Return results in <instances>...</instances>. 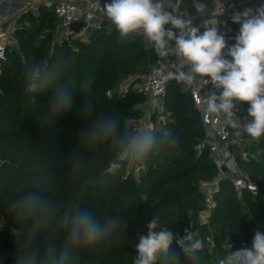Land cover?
<instances>
[{"label":"trees","instance_id":"trees-1","mask_svg":"<svg viewBox=\"0 0 264 264\" xmlns=\"http://www.w3.org/2000/svg\"><path fill=\"white\" fill-rule=\"evenodd\" d=\"M49 14V11L42 10L39 18L30 17V28L18 32L23 55L10 54L1 64L0 155L19 161V168H15L13 162H5L0 168V207H7L18 192L31 188L40 189L61 204L79 200L86 207H91L92 204L102 205V199L106 196L102 192L104 188L106 193L113 189L101 218L109 215L122 217L124 222L112 235L123 238L119 242H112L120 248H113L106 253L103 249L109 245L112 235L103 244L92 247V251H101L98 260L114 257L113 264H133L139 236L147 235L148 231L147 227L136 225H147L153 216L159 218L161 227L165 226L174 235L183 236L185 229L189 228L198 233L205 243V227L199 225L197 220V212L202 208L204 197L198 190L197 182L216 176V169L207 152L201 156L196 154L195 147L203 136V130L189 95L176 81L172 80L169 84L166 106L171 119L165 129L179 137V144L175 147L164 146L144 160L147 168L138 183L126 187L127 181H117L114 175L102 174V169L117 152L109 143L99 146L79 143L80 134L90 127L80 109L87 106L92 109V116L110 112L119 116L123 100L121 97L106 96V90L129 74L145 72L148 66L143 61L154 60L152 69L159 57L153 49L143 46L141 38L121 40L115 28L110 32L103 30L96 33L88 43H78L77 50L67 43L51 42V30L44 32L38 39L46 23L49 29L53 28L52 22L46 20ZM232 16L220 19V33L225 35L229 46L235 43L234 38L240 28L234 30ZM56 60H62L64 64L61 83L74 85L76 91L73 92L72 109L51 123H46L51 93L36 97L28 91L24 64L34 61L51 63ZM88 78L93 81L91 89L81 88V82ZM142 96L135 92L129 94V98L136 101L141 100ZM241 104L249 105L247 102ZM132 115H136V112L133 111ZM246 137L249 136L246 134ZM250 139L252 150L258 151L260 158L249 152L252 157L241 159L240 166L260 186L258 195L252 197L246 194L239 201L227 181H220L214 194L215 207L211 219L219 215L222 220L235 223L232 228L236 232L227 238L232 251L244 247L250 249L256 233L248 228V223L239 214L240 209L245 208L252 217H260V232L264 234V135L258 140ZM73 152L85 160V165L75 171L72 170ZM18 169H28L30 173L23 174ZM100 209L99 206L94 211L98 216ZM6 213L10 215L8 210ZM222 226H227L226 222ZM62 237L63 234L60 241ZM204 245L202 255L203 260H206L209 248ZM88 250H84L81 255L82 263L90 259L84 256ZM16 251L17 248L8 238H0V264L14 261ZM107 253L111 256H106ZM182 264L189 262L182 261Z\"/></svg>","mask_w":264,"mask_h":264},{"label":"clouds","instance_id":"clouds-1","mask_svg":"<svg viewBox=\"0 0 264 264\" xmlns=\"http://www.w3.org/2000/svg\"><path fill=\"white\" fill-rule=\"evenodd\" d=\"M17 3L0 0V14L12 12ZM102 9L121 40L141 33L152 43L157 57L169 60L168 79L197 92L211 84L204 101L209 114H224L227 123L235 126L234 110L247 102L250 120L244 131L255 140L264 135V4L233 14L232 21L240 28L231 46L217 27L219 20L210 23L203 19L196 25V17L178 14L172 0H110ZM202 11L197 8L201 17ZM63 71L62 60L24 64L28 91L36 97L51 93L46 123L73 107L76 88L61 83ZM92 83L88 78L81 82V88L91 89ZM80 111L90 127L80 134L79 143H109L124 161H144L164 146L179 144V137L171 130L123 127L117 114L92 116L87 106ZM84 165V158L73 152L72 170ZM7 210L17 244L13 264H80L84 250L109 240L124 222L119 215L102 219L79 200L61 204L38 188L18 192L8 202ZM146 227L147 235L139 236L133 264H203L205 245L198 233L186 228L183 236L174 235L160 226L156 216ZM57 233H63L62 241L57 240ZM226 246L231 250V245ZM217 264H264V234L256 231L250 249L230 251Z\"/></svg>","mask_w":264,"mask_h":264},{"label":"built area","instance_id":"built-area-1","mask_svg":"<svg viewBox=\"0 0 264 264\" xmlns=\"http://www.w3.org/2000/svg\"><path fill=\"white\" fill-rule=\"evenodd\" d=\"M107 2L110 0H18L12 12L0 14V66L10 54L23 55L18 32L29 26L25 19L26 15L39 18L42 9L52 12L58 20V24L53 30L55 42L67 43L73 50H77L78 43H88L96 33L103 30L110 32L114 29L102 9ZM261 4H264V0H207L206 3L196 1L193 14L196 17L194 23L200 25L203 19L214 23L220 21L223 16L243 12L246 8L255 10ZM198 7L203 9L201 13L203 17L197 13ZM176 10L178 14L184 16L180 7H176ZM186 16L188 15L186 14ZM79 22L82 25L78 31L73 30L72 24ZM217 27L220 31V23ZM203 30L201 28V31ZM137 38L148 41L141 33H136L128 39ZM169 68V60L159 58L156 66L150 69L141 80H137L133 84H125L117 89L120 97L131 91L145 95L146 102L140 108L138 107L142 110L143 115L137 118V128L165 129L167 122L170 121L171 114L166 106V94L172 81L167 78ZM181 86L182 90L189 95L193 107L198 112L203 130V136L195 147L196 154L201 156L207 152L216 169L215 180L207 184L204 191L206 208L211 211L214 209V194L219 188L220 181H227L231 184L239 201H242L246 194L252 197L257 196L259 193L257 182L252 180L240 166V160L248 156V152L243 148L247 138L244 125L250 120L247 117L249 105H238V108L234 110L236 115L232 118L235 125L233 126L227 123V117L224 114H209L205 110V93L212 90L211 84L205 85L199 92L183 84ZM110 93L107 91L108 95ZM119 158L123 161L121 157ZM131 169L134 174L138 175L145 169V164L139 162ZM6 229L10 234L13 227H9L7 221L0 216V233ZM207 240L211 241V238L207 237ZM209 246L211 249L214 248L213 241Z\"/></svg>","mask_w":264,"mask_h":264},{"label":"rangeland","instance_id":"rangeland-1","mask_svg":"<svg viewBox=\"0 0 264 264\" xmlns=\"http://www.w3.org/2000/svg\"><path fill=\"white\" fill-rule=\"evenodd\" d=\"M196 1H201L206 3L207 0H177L175 6L176 7H180L181 10H183L184 16H186V14L188 16H193V14L195 13V6H196ZM51 15L49 14L47 16V22L51 21L52 22V29L51 30L52 34H51V42L55 41V33L53 32V30L56 28L57 24H58V20L56 19V17L54 16V14L52 12H50ZM222 18H225V16H223ZM25 19L27 21V23L30 22V16L26 15ZM47 25V23H46ZM240 27V25H238L237 23H234V30H237ZM46 31V29H44L41 34L38 36V39L41 38L42 34ZM143 46L146 48H151L153 49L152 43L150 41H145L143 40ZM53 44V43H52ZM23 49V48H22ZM21 62H24V59H21ZM155 61H143V64H147L148 68L145 70V72H135L133 74H129V76H127L126 78H122L120 79L115 85H113V87L109 88L106 90L105 94L108 97H115L118 98L120 97V95L117 92V89L120 88V86H123L125 84H133L135 81L137 80H141L142 77L149 71V69L152 67V63H154ZM1 68V66H0ZM107 91H110V95L107 94ZM132 93V91L130 92ZM124 95L122 98V103H121V108H120V112H119V118L120 121L122 123V126L124 127H134L137 128V118H140L141 115H143L142 110H140L139 108L141 107V105H143V103L146 102V97L145 95L142 96L141 100H132L131 98H129V94ZM243 103V102H242ZM239 106H244L243 104H240ZM139 107V108H138ZM136 112V115H132V112ZM50 148V147H49ZM244 150L248 151V156L245 159H250L253 156H255L256 158H260V153L258 151H253L252 150V145H251V139L249 137H247L245 139V144H244ZM249 152H251L250 155ZM120 154L117 153L115 155L114 158H112L108 165L102 169L101 173H107L110 175H114L116 177L117 181H127L128 183H126V187H129L130 185L136 184L138 183L141 179H142V172L146 170L147 168V164L146 162L144 164L145 165V169L137 174H134L132 172V167L135 166V164L139 163V162H144V161H137V162H131L128 163L126 161H121L120 160ZM5 162H9L15 164V168H19L18 164L19 161H12L10 156H1L0 155V168L2 167L3 164H5ZM20 170V172H23V174H29L30 171L28 169H18ZM117 175V176H116ZM215 180V176L210 177L208 180H199L197 182L198 184V190L200 192V194L204 197V191L206 190L207 184L211 183L212 181ZM1 187V186H0ZM260 188V186H259ZM50 190V189H49ZM106 189H103V193L104 198L102 199V205H96V204H92L91 205V209H93V211H95L96 208H98L99 206L101 207L100 209V213H99V217L101 218V216L103 215V213L105 212V209L107 207V202H108V198L111 196V192L113 191L110 190L109 192L106 193L105 191ZM204 202V201H203ZM201 205V202H198ZM82 206H85L82 204ZM215 207V206H214ZM7 211V207L5 208H1L0 207V216H2L8 223L9 227H14L12 220L10 219V215L6 213ZM214 211V209L208 210L205 206V204L203 203L202 208L197 212V220L199 222V225H201L202 227H205V243L206 246L209 248V244H211V241H213L214 243V248H209V257L206 260H203V264H217L218 260L220 258H222L224 255L228 254L230 251H232V246H231V250L226 246V245H230L229 241L227 238H229L230 234H233L236 232V229L232 228L234 221H227V220H222V217H220L219 215H217L215 218L211 219V215L213 214L212 212ZM239 214L244 218V220L248 223V228H250L252 230V232H256V231H261L262 228V222L260 220V217L257 215L255 217H252L248 214L247 210L245 208H242L239 210ZM214 215V214H213ZM151 221V220H150ZM149 221V222H150ZM226 222L227 226H222L221 225ZM232 224V225H231ZM139 226L140 228L146 227L145 224H139L136 225ZM12 233V232H11ZM9 234V232L6 230H4V232L0 233V238H8V240L11 241V243L17 248V244H16V237H14L13 233ZM63 233H60L56 236L57 240L60 241V238L62 236ZM207 237L211 238V241L207 240ZM123 238V236L120 235H112V238L109 241V245L104 248V252H108L109 250L113 249V248H120V246H118L116 243H112V242H119L121 241ZM224 245V246H223ZM223 246V247H222ZM124 247V246H123ZM122 247V248H123ZM17 252V251H16ZM100 250L97 251H92L91 248H89V250L87 251V253H84V256H89V261L88 262H84L82 263L80 261V264H113L112 260L115 258L112 257V259L110 260H98V258L100 257ZM14 257L16 256V253L13 255ZM106 256L110 257L111 254H106ZM106 259V258H105ZM9 264H13V260L9 262Z\"/></svg>","mask_w":264,"mask_h":264},{"label":"water","instance_id":"water-1","mask_svg":"<svg viewBox=\"0 0 264 264\" xmlns=\"http://www.w3.org/2000/svg\"><path fill=\"white\" fill-rule=\"evenodd\" d=\"M81 22L72 24L71 28L75 31H78L79 27L81 26Z\"/></svg>","mask_w":264,"mask_h":264},{"label":"crops","instance_id":"crops-1","mask_svg":"<svg viewBox=\"0 0 264 264\" xmlns=\"http://www.w3.org/2000/svg\"><path fill=\"white\" fill-rule=\"evenodd\" d=\"M172 3L175 5L176 4V1L175 2H173L172 1ZM42 10H45V9H42ZM46 11H48V10H46ZM28 25H30V22L28 23ZM30 28V26H28V28L27 29H29ZM44 29H46V31H48L49 30V28L47 27V25L46 26H44ZM45 31V32H46Z\"/></svg>","mask_w":264,"mask_h":264}]
</instances>
